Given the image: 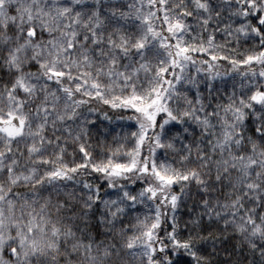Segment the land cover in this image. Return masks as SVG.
Instances as JSON below:
<instances>
[{
  "label": "snow or ice",
  "instance_id": "1",
  "mask_svg": "<svg viewBox=\"0 0 264 264\" xmlns=\"http://www.w3.org/2000/svg\"><path fill=\"white\" fill-rule=\"evenodd\" d=\"M0 264H264V0H0Z\"/></svg>",
  "mask_w": 264,
  "mask_h": 264
}]
</instances>
